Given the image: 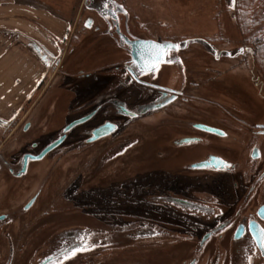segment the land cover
Returning a JSON list of instances; mask_svg holds the SVG:
<instances>
[{"label": "flooded vegetation", "instance_id": "1", "mask_svg": "<svg viewBox=\"0 0 264 264\" xmlns=\"http://www.w3.org/2000/svg\"><path fill=\"white\" fill-rule=\"evenodd\" d=\"M121 2L81 0L68 39L71 24L57 11L54 19L62 31L59 37L26 21L34 32H23L32 53L28 57L38 67L31 78V92L40 87L45 91L57 88L60 92L55 99L62 100L52 104L60 105L64 120L62 127L48 130L44 125L49 118L39 119L42 130L18 147L1 152L0 264H38L60 250L66 252L55 264L72 253L81 264L85 247L107 252L114 248L108 242L84 246L79 231L44 230L50 215L55 214L44 208L55 199L50 196L54 194L50 185L56 175L64 182L66 156L74 153L78 157L83 150L94 154L90 159L93 169L96 157L106 150V160L99 166L106 172L112 169L114 156H133V165L141 170L138 176L143 175L139 183L158 188L153 200L159 205L156 212L141 207L149 204V198L138 187L136 194L125 193L119 214L86 202L66 204L63 200L58 215L76 218L94 209L92 214L115 220L106 225L110 228L118 227L120 220H137L123 224L122 233L127 237L141 230L186 238L188 244L174 245L168 264H264V71L256 62L253 47L252 53L218 58L209 53L194 57L188 48L176 54L169 50L153 72L143 62L139 63L145 69H134L130 55L134 42L175 41L146 38L145 26ZM22 6L29 12L33 8L27 1ZM12 29L16 42L18 30ZM86 39L93 43L95 57L106 58V62L91 68H82L78 58L79 63H69ZM50 74L55 80L44 85ZM150 108L152 111L140 117H127ZM94 111L58 149L21 172L24 157L36 155L64 126ZM0 124L6 122L0 118ZM107 124H115L117 129L89 144L91 133ZM131 137L137 142H129ZM119 138L128 141L122 148L114 145ZM35 194L33 204L22 213ZM167 209L170 214L164 213ZM34 216L36 220H32Z\"/></svg>", "mask_w": 264, "mask_h": 264}, {"label": "rangeland", "instance_id": "2", "mask_svg": "<svg viewBox=\"0 0 264 264\" xmlns=\"http://www.w3.org/2000/svg\"><path fill=\"white\" fill-rule=\"evenodd\" d=\"M26 1L33 5L35 9L33 15H30L29 10L22 6ZM121 3L145 26L147 31V35L145 34L146 38H168L173 39L175 42L181 39L201 38L219 49H228L236 46H246L249 49L253 47L246 42L245 37L238 33L234 22L230 20L233 17L230 18L226 11L224 0H122ZM80 4L81 0H0L2 8L0 15V55L2 56L0 58V68L7 66L9 68L0 77L2 89L10 91V93L16 90L20 92H18L19 96L21 94L26 97L23 99V103L15 105L1 101L3 108L1 109L2 116L0 118L6 124H0V151L18 147L24 139L34 136L38 129L42 130L44 127H47L48 130L60 128L64 120V115L61 113L62 108H59L60 105L56 107V105L52 104V102L54 103L57 100L55 97L60 92L57 88L45 91L44 87H40L39 90L33 91V93H25L20 91L24 86L17 87L15 84H11V81H15V77H18L19 80L22 77H14V74H19V69L16 67L15 62L6 59V55L12 54L13 57L19 60V58H23L20 55L21 50L27 56L32 53L29 48L27 49L26 35L23 32L18 30L16 42L11 37V34H15L11 33L14 32L12 27L15 25H10V22L15 24V22L21 20L32 22L43 28L46 26L45 31H53V34L55 33V36L59 37L58 33H62V31L57 25L58 22L54 19L57 11V14L71 24L66 33L68 39L74 30L73 26L76 22L77 9ZM16 43H23V48H20ZM92 45L91 40L86 39L78 53L70 58L69 63L74 65V62L79 63V60H81L82 68H91L94 65L106 62L108 60L106 58L95 57L92 52ZM188 52L194 57H201L205 53L202 47L198 45L190 46ZM45 78L44 85L50 80L51 82L55 80L52 74ZM27 79H30V75ZM47 92L54 93L48 101V105H45V109L39 113V117L34 121L32 128L26 133H21L22 126L30 118L29 116L35 104ZM14 94L16 93H11L12 96ZM61 100L60 98L57 101ZM43 117L50 119L47 120L49 123H46L44 127L42 125L43 122H40V124L38 122ZM15 137V141H12ZM133 138H129L130 140L128 141H134L135 139ZM117 140L118 142L114 144L116 148H122L123 144L128 142H120V138L115 141ZM97 153L99 154V152ZM100 154L99 156L97 155L98 157L95 155L96 164L93 166L94 169L90 165V159L93 158L94 154L87 150L81 151L79 153L80 156L76 155L78 157H74V153L66 156L64 160L66 163L64 182L58 181L56 175L53 180L54 183L50 185V193H54L50 194V196L54 195L55 199L49 205H45L44 208L48 212H55V214L52 215V213V216L50 215L44 230L51 229L48 231L49 233L53 230L60 231L62 228L66 231H79L81 239L85 241L83 243L84 246L87 245L88 247L105 245L107 242L113 245L114 248L108 252L100 247L91 248L90 250L87 247L83 248L81 264H168L173 255L172 249L174 245L188 244L186 238L168 236L164 235V233L155 235L153 232H143L141 230H137L134 236L127 237L122 233L123 224L136 223L137 220H120L116 222L119 224L118 227L113 226V228H110L106 225L114 223L115 220L113 221L111 220L112 218L108 219V217L102 215L92 214L94 209L91 211L88 209L87 214L79 215L76 218L57 214L59 207L64 204L63 200H65L66 204L73 201H82V203H88V206L103 208L104 212H106L105 208H109L119 214L122 212V208L119 207L125 204L123 200L125 193L136 194L138 187H140L141 193L147 194L149 198L148 205L141 204L140 206L156 212L157 208L155 206L159 204L153 200L156 199L153 197L156 196L155 191L158 188L154 184L146 183L144 186L142 185L143 183H139L140 177L143 175L138 176V174L140 175L138 172L141 170L136 165H133V156H114L112 165L109 166H112V169L106 172L105 167L100 169L99 166L106 160L107 151L103 150ZM128 159L129 161H127ZM132 177L133 179H131ZM127 187L130 189L126 190ZM78 206L80 205L78 204ZM133 206L137 207L138 205ZM81 207L87 206L81 205ZM164 213L170 214V209H167ZM32 220H36V217H32ZM140 233L143 234L140 235ZM91 243L93 244L89 246ZM77 261L76 254L72 253L59 264H77Z\"/></svg>", "mask_w": 264, "mask_h": 264}, {"label": "water", "instance_id": "3", "mask_svg": "<svg viewBox=\"0 0 264 264\" xmlns=\"http://www.w3.org/2000/svg\"><path fill=\"white\" fill-rule=\"evenodd\" d=\"M224 4H225V8L226 11L228 13V15L230 16V18L233 17L234 14V6H235V0H224ZM169 45H177L179 47H175V48H169ZM201 46L202 49L205 51V53H209L212 55H215L216 58L218 57H234L239 53H242L243 51H248L252 53V50L249 48H243L241 46H236L233 48H224V49H217L212 43L201 39V38H193V39H186L183 41H177V42H155L151 39H147L146 41H136L132 44V50L130 52L131 58L132 60L135 62V65L133 66V68L135 69H145L143 67L142 63L139 62H143V63H147V67L149 70H151L152 72L156 69L157 65L159 64V62H164V56L169 52V50L173 51L175 54L178 51L184 50L186 48H189L190 46ZM160 46V47H157ZM158 52H165V55L160 59L159 62L156 61V54ZM155 64V67L153 68L152 65ZM104 75V74H101ZM53 92L52 93H45L41 99L39 100L38 103L35 104L31 115L29 116L30 118H28V120L23 124L22 129H21V133H26L28 130H30L32 128V126L34 125V121H36V119L39 117V113L45 109V105H47L48 101L52 98L53 96ZM117 102V105H121V102ZM124 111H126L125 108H121ZM139 111V112H138ZM137 113H130L127 117L130 118H137L140 117L141 115H143V113H145L146 111H152V108L150 109H143V110H139L138 109ZM95 113L92 112L90 113L88 116H85L83 118L80 119H76L72 122H70L69 124H67L66 126H64L61 130L58 131V133H56V137L52 140L51 143H49L47 146H45L44 148H42L40 150V152H38L36 155L34 156H29L27 155L26 157H24V161H23V165H22V173L26 172V169L29 165V163L32 162H41V160L47 155L51 154L54 150L58 149V147L65 141L67 135L74 130L77 127L82 126L87 120H89L92 115ZM117 129V125L115 124H107L104 125L103 127L98 128L97 130H95L94 132L91 133L92 138L89 140V144L94 143L95 141H99L101 138H104L106 136H108L109 134H111L113 131H115ZM19 136V134H18ZM16 137L12 140L15 141ZM11 144V143H10ZM8 144V145H10ZM65 149H68L67 147ZM3 150L0 151V156H2V152ZM67 155V154H66ZM29 156V157H28ZM51 173L53 172V170L50 171ZM25 175L21 176V179H23ZM35 196L36 194L33 196V198L28 202V204L22 209V213L24 211H26L34 202L35 200ZM160 200L165 201L166 198L165 197H160ZM170 200V199H169ZM172 201V200H170ZM3 221V220H1ZM68 234V233H67ZM72 234L73 233H69ZM205 240V238L202 239V242ZM65 250H60V251H56L53 254H50L49 256L45 257L44 259H42L38 264H55L61 257L62 255L65 253Z\"/></svg>", "mask_w": 264, "mask_h": 264}, {"label": "trees", "instance_id": "4", "mask_svg": "<svg viewBox=\"0 0 264 264\" xmlns=\"http://www.w3.org/2000/svg\"><path fill=\"white\" fill-rule=\"evenodd\" d=\"M230 20L238 33L253 46L256 62L264 71V0H235Z\"/></svg>", "mask_w": 264, "mask_h": 264}, {"label": "crops", "instance_id": "5", "mask_svg": "<svg viewBox=\"0 0 264 264\" xmlns=\"http://www.w3.org/2000/svg\"><path fill=\"white\" fill-rule=\"evenodd\" d=\"M33 8L30 10V15L34 14L32 12ZM1 13H2V8H1V5H0V15H1ZM10 25H15L12 28H16L19 31L21 30L22 32H26V33L29 32L31 34H34V32L30 29V24H28L26 21H21L20 20V21L15 22V24L10 22ZM58 29H60V28H58ZM36 32L37 31H35V33ZM42 39L44 40L45 38H42ZM20 55L23 56V58H19V60L16 59L15 57H13L12 54L6 55L7 56L6 59H8L11 62L12 61L15 62L16 63V67L19 69V74L18 73L14 74V77L15 76L22 77V79L20 78V80H19L21 83L17 82L16 79H18V77H15L16 78L15 81H11V84H15V86H17V87L18 86H20V87L24 86V88L20 90L22 92L33 93V92H31V89H30V88H32V81H33L31 78L35 75V72L37 71L38 68L33 63L32 59L30 57H28L27 55H23V54H20ZM1 57L2 56L0 55V58ZM8 69H9L8 66L7 67H1L0 68V77H2L4 72H7ZM29 75H30V79L28 80L27 78H29ZM23 80H24V82H22ZM18 92L19 91H16V90L14 92H11V93H16V94H14L12 96L10 91L2 89V82L0 81V116H2V110L1 109L3 108V105L1 106V101L5 102V103H10V104H13V105L23 103V99L26 98V97L22 96L21 94L19 96Z\"/></svg>", "mask_w": 264, "mask_h": 264}, {"label": "snow or ice", "instance_id": "6", "mask_svg": "<svg viewBox=\"0 0 264 264\" xmlns=\"http://www.w3.org/2000/svg\"><path fill=\"white\" fill-rule=\"evenodd\" d=\"M157 47H160V46H157ZM168 47H169V48H175V47H179V46H177V45H169ZM164 55H165V52H158V53L156 54V57H155V58H156V61L159 62L160 59H161ZM152 67L154 68V67H155V64H153Z\"/></svg>", "mask_w": 264, "mask_h": 264}]
</instances>
